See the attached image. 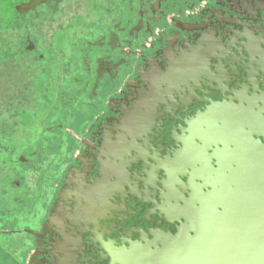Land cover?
<instances>
[{
    "label": "flooded vegetation",
    "instance_id": "af4514ba",
    "mask_svg": "<svg viewBox=\"0 0 264 264\" xmlns=\"http://www.w3.org/2000/svg\"><path fill=\"white\" fill-rule=\"evenodd\" d=\"M37 1L47 13L62 2L22 0L14 6L17 16L3 20L1 26L7 29L21 25L19 19L25 22L26 16L19 7ZM120 5L117 18H99L90 24L96 25L94 31L101 38L108 20L112 24L111 19L119 21L118 29L109 34L114 37L109 43L112 46L106 51L99 45L102 55L109 57L105 61L110 66L96 65L95 69L92 60L91 67L85 66L90 74L86 82L79 80V69L72 62L71 70L60 71L55 87L71 88L72 92L62 91L56 97L63 117L53 113L60 120L52 129L43 128L37 141L40 148L26 147L17 137L20 131L16 127L21 124L19 109L26 114L37 113L34 107H39L42 98L45 100L41 96L45 87L37 88V102L30 100L28 88L21 97L24 92L17 89L19 83L12 81L3 90L14 92L0 94V193L4 200L20 204L26 200V208L35 210L27 227H22V220L15 216L11 222L16 226L5 232L28 236L24 248L29 260L26 262L25 256V264H120L115 257L125 255L132 245L155 243L160 234L175 235L180 224L174 212L189 208L196 187L193 178L197 172L185 162L193 156H186L180 144L186 135V123L209 107L233 108L239 97L252 102L264 94V74L256 65V54L247 48L249 39H242L247 34L252 40H264V33L258 32L264 30V0H120ZM28 39L30 33L26 35L27 45ZM209 44L215 45L214 53ZM87 46L94 54L92 47L96 45L88 42ZM8 52L6 56L10 57ZM114 55L119 60L111 62ZM194 59L203 62L210 79L227 73L226 83L203 78L191 85L192 92L184 85L152 86L156 82L148 81L153 73L163 75L173 65L183 60L190 64ZM51 83H47L49 89L44 94L50 98L57 90ZM79 84L83 85L84 96L92 98L98 88L105 95L104 100L98 97L101 103L91 106L86 120L76 117L75 99L82 95L76 88ZM167 91H173L172 95ZM151 94L166 96L164 105L149 104L156 99L148 98ZM17 97H21L20 102ZM64 120L72 126L65 127ZM46 132L50 134L44 135ZM33 134L26 129L25 138L32 140ZM54 140L60 153L51 156V165L36 161L42 144ZM123 148L144 153L145 160L140 163L131 153L123 155ZM122 163L126 165L127 184L122 181L125 188L115 187L113 191L112 185L119 180L113 177L112 169ZM16 190H23L26 198L10 193ZM6 210L0 203V213Z\"/></svg>",
    "mask_w": 264,
    "mask_h": 264
},
{
    "label": "water",
    "instance_id": "95a60500",
    "mask_svg": "<svg viewBox=\"0 0 264 264\" xmlns=\"http://www.w3.org/2000/svg\"><path fill=\"white\" fill-rule=\"evenodd\" d=\"M258 32L264 33V30ZM242 39H249L247 48L256 54V65L261 69L260 74H264V40H252L247 34ZM209 48L214 53L215 45L209 44ZM226 74L220 72L210 79L203 62L194 59L190 64L183 60L173 65L163 75L153 73L148 81L156 82L152 86L184 85L193 92L191 85L203 78L226 83ZM167 92L169 96L173 93ZM148 98H156L149 104L161 106L166 96L151 94ZM238 99L233 108L209 107L186 123L188 128L180 144L186 156L190 153L193 156L185 162L197 172L193 178L196 187L189 208L174 212L180 224L177 233L160 234L149 245H132L125 255L120 253L115 257L116 262L264 264V94L252 102ZM123 149V155L131 153L128 148ZM130 155L136 156L140 163L145 160L144 153L133 150ZM197 165L200 167L196 168ZM125 170L123 163L112 169L113 177L119 180L112 185L113 191L115 187L125 188L122 184L127 180Z\"/></svg>",
    "mask_w": 264,
    "mask_h": 264
},
{
    "label": "rangeland",
    "instance_id": "374dc122",
    "mask_svg": "<svg viewBox=\"0 0 264 264\" xmlns=\"http://www.w3.org/2000/svg\"><path fill=\"white\" fill-rule=\"evenodd\" d=\"M38 2L39 1L35 2V4L30 2L31 4H26V8L19 7V10L23 11L26 16L25 22L18 18L21 25L5 29V26L3 28L0 24V94L1 92L8 94L14 92V89L9 91L3 90L8 88L12 81L13 83H19L17 89H21L22 92H24L23 95H20L21 97L25 96L26 88H28L29 92H27V94H29V98L32 102H37L35 98L37 99L39 97L37 88L40 89V87H45L44 94H46L49 89L47 83L53 82L51 84H53V88H56V82L60 81V71L64 69H67V71L71 70V62L72 65L76 67V70L78 67V78L80 81L83 80L84 82L89 79L90 75L86 72L87 68L85 66L88 68L89 66L91 67L92 60L95 61V69L96 65L104 68L110 66L108 62L105 61L108 60L109 57L103 56V51L99 50V47L101 46L100 49L107 51L109 49L108 47L112 46L109 43H113L114 37L109 36V34H111L113 30L118 29L117 25L119 21L117 19H111L114 23L112 24L110 20H108L106 22V34H102L101 38L100 35L94 31L96 25L90 27V24L99 20V18H117L119 14L121 15V9L118 8L120 0H62L59 6L53 4L54 6L48 9V13L43 11L44 8L38 7ZM5 3L6 0H0V22L3 20L8 21L11 17L8 9L5 8ZM110 8L112 9L111 11L109 10ZM106 14L107 17H104L103 15ZM28 23L30 25L29 27ZM109 24L112 29L109 28ZM27 33H30L28 45L26 40ZM88 42L96 45L92 47L94 54L91 53L90 47L87 46ZM26 45L29 50H27ZM7 52L10 54V57L6 56ZM61 53L64 54V57ZM42 54L44 58L40 57ZM110 60L111 62H116L119 60V57L114 55L110 57ZM82 87L83 85L81 84L76 87L77 89L80 88L82 92V95H77L79 98L75 99L78 104L77 120L89 119L91 106L95 104L98 105L102 102L98 103L97 99L99 96H102L103 100L105 97L104 92L101 93L99 88L97 90L98 92L96 91L92 98L86 95L84 96ZM56 89L57 90H53L54 93L53 97L50 98L51 101L56 100V97H59L62 91H67L70 95L72 92L71 88L62 87ZM113 92L114 91L111 90V96ZM21 97H17L18 102H20ZM2 102L3 100L0 101V104ZM24 105H26V103ZM54 105L56 106L53 107ZM13 106L18 107L20 105L14 104ZM15 107L11 109L14 110ZM57 107L58 104L56 102H47L46 98L45 100L42 98L39 107L38 105L34 107L35 109L38 108L36 114H26V112H22L23 110L19 109L18 114L21 116H19L18 121L21 124H19V127H16L19 128L20 131L17 137L24 141L23 144L26 145V147L33 146L36 149L40 148V146L37 147V141L44 130L43 128L47 127L49 122L54 123L59 119L58 116L55 117V115L52 114L49 116L48 121L47 116L55 112L63 117V111H60ZM4 108L6 109L7 107ZM66 110H69V108ZM10 114L16 113L10 112ZM40 117L42 120L36 121ZM63 124L65 127L72 126V123L66 120H64ZM26 129L31 133L34 132L31 137L32 140H27L25 138ZM49 134L50 132L44 133V135ZM42 148L47 150L48 142L42 144ZM47 156L48 154L44 152L42 158L44 159ZM5 185L9 187L8 183ZM10 193L14 196H18L22 200L26 198V194L23 190L10 191ZM31 199L33 200L32 196ZM24 201V203L20 204L13 202L11 199L4 200L0 193V203L6 205L8 209L5 213H0V264H25V256L26 262L29 260V254L26 252V248H24V242H26L28 236L24 233H5L16 226L11 222L15 216L22 220V227H27V225L31 224L28 218H33L35 210L30 212V209L28 207L26 208V200Z\"/></svg>",
    "mask_w": 264,
    "mask_h": 264
},
{
    "label": "trees",
    "instance_id": "16d2710c",
    "mask_svg": "<svg viewBox=\"0 0 264 264\" xmlns=\"http://www.w3.org/2000/svg\"><path fill=\"white\" fill-rule=\"evenodd\" d=\"M22 0H6V3H5V8L8 9V11L10 12V15L11 17H16L17 16V12L16 10L14 9V6L17 5L18 3H20ZM41 96H44L45 98H47V102H58V100H54V101H50L48 98H50V95H41ZM48 96V97H47ZM53 97V95H52ZM56 105H54L53 107H55ZM54 112H52L53 114ZM56 115V113H55ZM49 116V115H48ZM49 121V118L47 119ZM47 127L48 129H52L53 128V123H48L47 124ZM55 138V136H53ZM56 140V139H55ZM51 141L50 143H48V149L45 150V149H41V150H37V156L35 158V160L37 161H41L42 160V163L43 165H48L50 166L51 164L49 163V161L51 162L54 161L53 159H51V156L55 155V154H59L60 153V150L57 149V145H56V141ZM39 146V143H37V147ZM32 150L34 149V147L32 146L31 148ZM45 153L48 154V156L46 158H42V155Z\"/></svg>",
    "mask_w": 264,
    "mask_h": 264
}]
</instances>
